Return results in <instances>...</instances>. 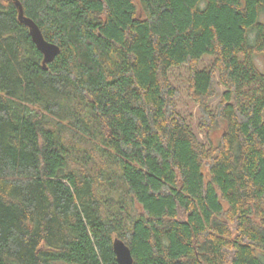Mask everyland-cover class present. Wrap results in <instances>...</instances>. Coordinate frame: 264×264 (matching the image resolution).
Instances as JSON below:
<instances>
[{
	"label": "trees",
	"instance_id": "16d2710c",
	"mask_svg": "<svg viewBox=\"0 0 264 264\" xmlns=\"http://www.w3.org/2000/svg\"><path fill=\"white\" fill-rule=\"evenodd\" d=\"M19 2L59 53L0 0V264H117L115 237L134 264H264V0Z\"/></svg>",
	"mask_w": 264,
	"mask_h": 264
},
{
	"label": "rangeland",
	"instance_id": "374dc122",
	"mask_svg": "<svg viewBox=\"0 0 264 264\" xmlns=\"http://www.w3.org/2000/svg\"><path fill=\"white\" fill-rule=\"evenodd\" d=\"M213 61L214 60L212 57L205 56L198 63H196L195 66L197 68L210 67L213 65ZM256 62L259 68L261 70H264V63L261 57L258 56ZM188 69L189 68L187 66H179L170 69V72L167 75L168 82L173 87L176 93L174 96L175 108L179 113L183 114L187 118L199 141L204 144H206L208 141H211L213 144H217L220 140L223 126L217 125L213 128H207L205 127V125H201V123L204 122L205 118L201 111V106L197 104L190 96L188 90ZM213 80V94L207 101V106L210 109L209 112L213 111V113H215L217 106L221 102L222 92L225 90V87L221 84L218 72L216 71H214ZM106 187L109 188L108 186ZM115 189V192H117V197L126 196L124 189L119 188V186Z\"/></svg>",
	"mask_w": 264,
	"mask_h": 264
},
{
	"label": "water",
	"instance_id": "95a60500",
	"mask_svg": "<svg viewBox=\"0 0 264 264\" xmlns=\"http://www.w3.org/2000/svg\"><path fill=\"white\" fill-rule=\"evenodd\" d=\"M14 2L18 10L17 18L20 23L26 25L29 29V34L32 41L36 45V48L42 53V65L46 69V64L50 63L55 56L59 53V47L51 42L44 39L37 24L26 17L23 13V8L19 0H11ZM112 251L115 255V260L117 264H134L133 257L129 246L120 238L115 237L112 241Z\"/></svg>",
	"mask_w": 264,
	"mask_h": 264
}]
</instances>
